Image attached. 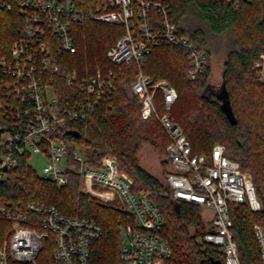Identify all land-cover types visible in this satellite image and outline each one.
<instances>
[{
    "label": "built area",
    "instance_id": "obj_1",
    "mask_svg": "<svg viewBox=\"0 0 264 264\" xmlns=\"http://www.w3.org/2000/svg\"><path fill=\"white\" fill-rule=\"evenodd\" d=\"M92 1L94 5L87 0H0V8L18 9L26 21L24 35L13 43L10 57L0 58V181L21 156L32 167V160L43 162L39 175L59 186L68 183L71 175L80 177L83 194L105 205L118 202L116 207L134 219L119 227L120 264H165L172 247L159 235L165 220L151 192H133V179L119 168L116 157L106 155L94 166L79 144H69L62 135L72 122L87 120L102 101L114 97L124 64L135 62L140 67L157 45L181 46L189 58L191 79L205 71L211 56L178 33L170 0ZM83 17L124 25L125 33L107 50L114 68L99 66L81 76L62 67V55L77 50L73 24ZM253 68L264 82V53ZM73 85L69 97L73 103L62 104L60 87ZM129 88L141 101L142 117L157 119L169 137L170 170L165 178L169 196L212 211L207 217L210 231L203 241L217 248L222 264H242L230 204L246 203L253 211L262 210L251 174L227 155L222 143L208 154L193 152L190 139L171 114L178 92L167 80L153 81L139 71ZM158 90L164 96L163 111L155 101ZM253 228L264 264V227L254 224ZM50 233L56 263L91 264L92 242L102 237L103 228L86 217L64 215L54 205H22L0 198V264H38Z\"/></svg>",
    "mask_w": 264,
    "mask_h": 264
},
{
    "label": "trees",
    "instance_id": "obj_2",
    "mask_svg": "<svg viewBox=\"0 0 264 264\" xmlns=\"http://www.w3.org/2000/svg\"><path fill=\"white\" fill-rule=\"evenodd\" d=\"M170 6L178 33L210 56L212 38L233 36L235 46L228 54L223 71L224 93L206 94L211 62L198 78L191 79L190 62L184 49L174 44H160L144 57L140 67L135 62L124 64L118 72L114 97L102 101L87 120L74 121L68 126L80 131L78 137L66 131L62 138L72 145L79 144L94 166L100 165L106 154L116 156L119 168L133 179L132 191L151 192V200L165 220L159 235L172 247L165 264H222L223 257L217 248L203 241L204 234L210 231L202 216L203 207L193 202L174 201L165 182L139 164L141 145L150 143L165 156L161 165L167 176L170 140L157 119L142 117L141 101L131 94L129 85L139 71L153 81L166 79L178 92L171 114L190 139L193 152L208 154L216 143H222L227 155L237 160L244 171L252 173L262 210L253 211L246 203H231L230 214L242 264H261L253 226L264 227V82L253 66L264 53V0H243L239 4L227 0H170ZM25 27V17L18 9L0 8V58L10 57L11 47L24 35ZM73 32L77 50L62 55L63 68L81 76L93 73L99 66L104 70L114 68L107 50L125 33L124 25L83 17L73 24ZM75 88V85L60 87L62 104L73 103L74 98L69 97ZM155 101L163 111L164 96L160 90ZM0 198L22 205L30 202L54 205L64 215L96 221L102 226L103 235L92 242L91 264H120L119 227L134 219L111 205L93 202L81 192L80 177L71 175L68 183L59 186L41 177L26 157L21 156L17 166L0 181ZM55 250L54 235L50 233L43 241L38 264H58L54 260ZM210 257L219 262H213ZM10 264L21 263L10 261Z\"/></svg>",
    "mask_w": 264,
    "mask_h": 264
},
{
    "label": "rangeland",
    "instance_id": "obj_3",
    "mask_svg": "<svg viewBox=\"0 0 264 264\" xmlns=\"http://www.w3.org/2000/svg\"><path fill=\"white\" fill-rule=\"evenodd\" d=\"M234 46H235V40L233 39V36L231 34H225V35L214 37L211 39V43H210L211 75L209 79L210 82H209L208 88L206 89V94L222 95L224 93L223 71L225 67V62L228 59V54L232 50V48H234ZM175 121L177 122L176 119ZM106 155H111V154H106ZM111 156H114V155H111ZM164 158L165 156L162 153H160L158 150H156L155 147L151 145L150 143H143L138 153L139 164L142 167H144L146 170H148L151 174L161 179L163 182H165L166 176L164 175L162 171L161 161ZM31 162H32L33 167L37 170V173L40 174L42 171L43 162H38L37 159L35 161L32 160ZM246 171L249 172L253 178L252 173L248 170ZM92 201L100 205L109 206V205L100 203V201L97 199H92ZM116 203H117L116 206H118L119 205L118 202ZM116 206H113V208L119 209ZM211 213L212 211L202 208V216L207 226L209 225L207 217H210Z\"/></svg>",
    "mask_w": 264,
    "mask_h": 264
},
{
    "label": "water",
    "instance_id": "obj_4",
    "mask_svg": "<svg viewBox=\"0 0 264 264\" xmlns=\"http://www.w3.org/2000/svg\"><path fill=\"white\" fill-rule=\"evenodd\" d=\"M226 109L229 110L228 106H226ZM229 115L232 116V113L229 114ZM232 117H233V116H232ZM67 132H68V134L74 135V136H76V137H78V136L80 135V131L75 130V129H69ZM6 170H7V168H6ZM210 258H211V260H212L213 262H217V261L219 262V260H217V259H214V258H212V257H210Z\"/></svg>",
    "mask_w": 264,
    "mask_h": 264
}]
</instances>
